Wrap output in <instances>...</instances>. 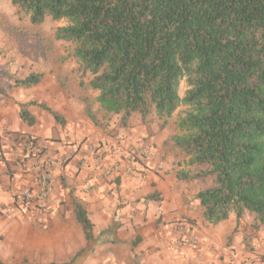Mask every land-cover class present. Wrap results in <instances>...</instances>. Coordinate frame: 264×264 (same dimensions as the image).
<instances>
[{
	"label": "trees",
	"instance_id": "obj_1",
	"mask_svg": "<svg viewBox=\"0 0 264 264\" xmlns=\"http://www.w3.org/2000/svg\"><path fill=\"white\" fill-rule=\"evenodd\" d=\"M10 2L34 26L63 23L54 40L69 45L79 84L96 95L102 120L125 128L131 117L166 122L177 113V178L206 181L195 197L207 225L245 213L264 223V0ZM42 77L31 73L13 85L30 89ZM86 113L97 125L89 107ZM19 118L34 125L25 107ZM70 201L92 240L84 207L73 195Z\"/></svg>",
	"mask_w": 264,
	"mask_h": 264
},
{
	"label": "crops",
	"instance_id": "obj_2",
	"mask_svg": "<svg viewBox=\"0 0 264 264\" xmlns=\"http://www.w3.org/2000/svg\"><path fill=\"white\" fill-rule=\"evenodd\" d=\"M51 39L55 41L54 34ZM74 67H56L54 62L33 67L28 74L40 73L42 80L35 87L20 89L23 97L17 100L18 105L0 95V138L5 147L7 131L13 138L37 137L46 143L48 156L64 160L52 173L53 190L45 202L47 210L36 211V224L51 231L39 246L43 256L39 260L38 252L36 263H57L55 259L67 253L76 261L68 264H235L264 253V223L252 214L245 213L240 219L232 214L215 226L204 222L195 197L204 188L198 186L200 180L177 178L183 164L171 142L178 134L175 114L166 122L142 123L131 117V124L125 128L111 120L104 124L96 116V125L86 113L87 94L96 95L75 82ZM31 101L35 104L28 105ZM40 104L57 113L64 124L56 122ZM95 106L97 110L96 102ZM22 107L34 125L20 120ZM55 137L56 142L50 141ZM141 143L154 147L156 155L149 165L153 168L160 164L163 171L154 168L141 172L140 178H129L121 172L107 177L94 167L99 153L103 163L124 169L126 150ZM70 195L84 207L92 224L90 241L82 227L75 224ZM65 217L72 219L69 222ZM182 220L189 224L196 245L181 241V230L173 229ZM0 258L3 264L20 263L8 256V250H1Z\"/></svg>",
	"mask_w": 264,
	"mask_h": 264
},
{
	"label": "rangeland",
	"instance_id": "obj_3",
	"mask_svg": "<svg viewBox=\"0 0 264 264\" xmlns=\"http://www.w3.org/2000/svg\"><path fill=\"white\" fill-rule=\"evenodd\" d=\"M61 25L62 22L47 19L42 25L34 26L28 18L17 14L10 0H0V95L11 98L18 105L17 100L22 99L23 95L21 97L20 88L13 85L14 78H23L33 67L39 68L46 63L54 62L56 67L76 65L69 55V45L51 39L55 29ZM61 52L64 53L62 57L59 56ZM75 72L74 67L73 73ZM76 75L75 82L79 84L80 77L78 73ZM60 86L67 91L61 80ZM185 88V83L182 82L179 92L181 96ZM87 95V108L101 118L96 110L95 97L89 93ZM134 118L139 120L136 116ZM114 120L115 118L108 121L117 123ZM102 122L105 124L107 120ZM5 134L8 148L0 138V252L8 250V256L13 261L16 258L20 260V263L10 264H40L36 263L35 255L39 252V260H42L43 254L39 246L51 236V231L36 224V211L47 210L46 201L40 200L38 167L49 175L48 181L53 188L52 173L56 167L62 166L64 160L60 162L48 156L46 143L39 141L37 137H32L36 138L32 141L28 140L31 136L18 139L13 138L9 131ZM57 140L55 137L50 141ZM34 160L38 162L37 167L32 165ZM45 163H50V166L47 167ZM206 184V181H199L198 186L203 188ZM65 218L69 222L72 219ZM71 257L72 254L64 253L55 259L57 263L48 264H62V261L66 262L64 264L75 263V258Z\"/></svg>",
	"mask_w": 264,
	"mask_h": 264
},
{
	"label": "built area",
	"instance_id": "obj_4",
	"mask_svg": "<svg viewBox=\"0 0 264 264\" xmlns=\"http://www.w3.org/2000/svg\"><path fill=\"white\" fill-rule=\"evenodd\" d=\"M102 155V154H101ZM101 155L98 153V159H95L93 162L94 167L101 171L102 175L104 176H112L114 172H121L124 176L129 178H140L141 172L146 173L151 169H154L161 172L163 171V166L158 164L156 167H150V162L155 157V149L148 143H141L140 145L133 146L126 150L125 154L123 155L126 159L127 165L124 169L119 170V165L103 163V158H100ZM82 165H84L85 160H82ZM37 160L32 162V165L37 167ZM48 167L50 163H45ZM137 168V169H136ZM139 168V169H138ZM39 178H40V200L47 201L49 196L52 193V186L49 184V175L40 170L38 167ZM158 216H161V213L158 212ZM175 231L181 230L180 238L181 241L184 243H188L189 245H196V240L189 234V224L186 221H179L178 224L173 228ZM238 264H264V253L261 255L256 254L252 259L245 260L244 262Z\"/></svg>",
	"mask_w": 264,
	"mask_h": 264
}]
</instances>
